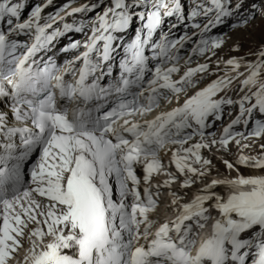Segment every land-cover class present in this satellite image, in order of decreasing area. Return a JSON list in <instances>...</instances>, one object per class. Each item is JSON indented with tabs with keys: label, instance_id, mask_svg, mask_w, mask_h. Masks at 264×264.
I'll return each mask as SVG.
<instances>
[{
	"label": "snow or ice",
	"instance_id": "6c2138e0",
	"mask_svg": "<svg viewBox=\"0 0 264 264\" xmlns=\"http://www.w3.org/2000/svg\"><path fill=\"white\" fill-rule=\"evenodd\" d=\"M242 2L188 0L185 14L182 0H99L100 11L69 23L64 16L99 3L67 0L42 17L44 0L21 20L24 0H0V264H264V143L255 154L243 151L264 136V43L251 60H209L225 39L211 29ZM249 8L232 27L254 19L259 9ZM177 25L185 29L179 36ZM69 31L84 37L58 49L75 52L58 65L47 53ZM41 52L46 58H35ZM232 106L238 111L224 123ZM213 156L236 174L218 175ZM237 165L262 171L243 174ZM193 185L185 201L183 190ZM163 189L173 215L158 222L151 213Z\"/></svg>",
	"mask_w": 264,
	"mask_h": 264
},
{
	"label": "rangeland",
	"instance_id": "374dc122",
	"mask_svg": "<svg viewBox=\"0 0 264 264\" xmlns=\"http://www.w3.org/2000/svg\"><path fill=\"white\" fill-rule=\"evenodd\" d=\"M25 1L27 3L30 2L29 0H25ZM42 1H44V0H42ZM42 1H40V2H42ZM57 2H59V0H53L52 4L51 5L49 4V6L47 8H51V7L57 8L62 3H65V2H61V4L56 5L55 3H57ZM199 2H200V0H197V3H199ZM203 2L205 4H207V0H203ZM53 3L56 6L53 5ZM182 3H183V6L185 8V14H186V11L188 8V0H182ZM252 3H255L257 5V8L259 9V11L256 12V14H255L254 19H252L247 25L232 27V25L237 23V18L241 17V14L246 15V13L244 12L245 9H248L249 12L252 11V9L249 8V5ZM261 12H264V0H243L241 8L239 10H237V12L234 13V15L225 18L224 24L222 26L219 25V26L215 27L213 30L211 29L212 30L211 35H216L217 32L219 31L218 34H220V32H221L224 34V37H225L224 43L222 44V46H220L219 48H217L215 50V56L225 54V52H226L227 54H234V53L239 54V53H241V55H244V57H246L245 55H247L248 52L256 51L257 47L261 43H264V18L261 17V15H260ZM87 13H85L83 16H86ZM80 16H78V17H80ZM196 19L200 20V22L203 23L202 18H196ZM167 24H168V20H165L164 26H167ZM172 31L174 34L177 33V35H179L182 31H184V28L181 25H177V27L175 29H173ZM187 31L189 32L190 35L194 32L193 29H187ZM195 39H196V36L192 35V43L195 42ZM234 43L239 44V48L235 52L231 51V49H230V45H232ZM190 47H191V44L186 42L185 48L181 49V51H182L181 53H183L184 55H187V49ZM244 52H247V53H244ZM242 53H244V54H242ZM205 55H207V53H205ZM192 59H193V63L203 62V57H193ZM212 59H215V58L209 57V60H212ZM183 67H184V65L181 63V68H183ZM212 67H213V65L211 63H209V68L211 69ZM215 74H219V73H214V75ZM208 77L209 78L212 77V79L214 78L213 75H210ZM202 81H204V80H202ZM256 118H259L258 113L256 114ZM236 128H237V126H236ZM242 143H246V141H243ZM260 143H264V136L259 138L256 141V144L251 145L250 148L244 149L246 152V155H251V154L257 153L259 151L257 144H260ZM229 153L235 154V149L234 148L230 149ZM206 154L208 155V153H206ZM227 156L230 157L232 160L234 159V155L230 154ZM212 159L215 160L214 156ZM217 164H219V163H217ZM239 170H242L244 172L249 171L248 168H246L244 166H240ZM164 200L165 199H163L161 197L158 200L157 204L162 203ZM158 211L159 210H157L158 215H156V216L163 214L161 211H159V212ZM149 231H150V229H149Z\"/></svg>",
	"mask_w": 264,
	"mask_h": 264
},
{
	"label": "bare ground",
	"instance_id": "6f19581e",
	"mask_svg": "<svg viewBox=\"0 0 264 264\" xmlns=\"http://www.w3.org/2000/svg\"><path fill=\"white\" fill-rule=\"evenodd\" d=\"M40 1H42V0H40ZM52 1L53 0H50V3H48L46 6H45V8L47 9V7L49 6V4L51 5L52 4ZM42 2H44V1H42ZM61 2H64V0H59V2H57V3H55L56 5H58V4H61ZM54 3H53V5H55ZM55 5V6H56ZM52 8V7H51ZM45 9V11L44 12H46L47 10ZM48 14V13H47ZM46 13L44 14V15H41L42 17L43 16H46L47 15ZM85 14V13H84ZM83 14V15H84ZM80 15H82V14H80ZM80 15H78V16H80ZM87 15V14H86ZM77 18V17H76ZM75 18V19H76ZM73 20V19H72ZM55 23H57L58 24V21L57 22H55ZM69 33L70 34H73L74 33V31H69ZM16 38V37H15ZM16 39H19V40H21V38L17 35V38ZM70 54V53H69ZM198 85H200V84H197L196 86L197 87H199ZM190 91H192V90H190ZM174 103V102H173ZM243 141H241V143H242ZM247 143V142H246ZM251 145H253V144H251ZM228 149L230 150V149H233V148H231V147H229L228 146ZM255 150V149H254ZM29 159V158H28ZM28 159L26 160V161H28ZM244 169V168H243ZM242 169V170H243ZM194 188V187H193ZM192 188V189H193ZM216 191H218L219 192V190H218V188H216L215 189ZM163 193H164V195H165V192L163 191ZM161 197L163 198V199H165L162 203H160V204H157L156 205V208H155V210L151 213V217H156L157 218V216L156 215H158V213H157V210H159V211H161L164 215H166V214H168V210H166L165 208H164V205L165 204H167V202H168V198H167V196H163V195H161ZM158 211V212H159ZM210 224H211V220L210 221H208L206 224H205V226H204V229L203 230H201V235H204V234H207V232H208V230H209V227H210ZM197 239H199V237H197Z\"/></svg>",
	"mask_w": 264,
	"mask_h": 264
},
{
	"label": "water",
	"instance_id": "95a60500",
	"mask_svg": "<svg viewBox=\"0 0 264 264\" xmlns=\"http://www.w3.org/2000/svg\"><path fill=\"white\" fill-rule=\"evenodd\" d=\"M186 201V200H185Z\"/></svg>",
	"mask_w": 264,
	"mask_h": 264
}]
</instances>
